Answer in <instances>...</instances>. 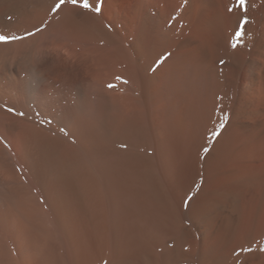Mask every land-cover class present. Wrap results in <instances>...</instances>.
Returning <instances> with one entry per match:
<instances>
[{
    "label": "bare ground",
    "instance_id": "bare-ground-1",
    "mask_svg": "<svg viewBox=\"0 0 264 264\" xmlns=\"http://www.w3.org/2000/svg\"><path fill=\"white\" fill-rule=\"evenodd\" d=\"M54 3L0 0V264H264V0Z\"/></svg>",
    "mask_w": 264,
    "mask_h": 264
},
{
    "label": "snow or ice",
    "instance_id": "snow-or-ice-1",
    "mask_svg": "<svg viewBox=\"0 0 264 264\" xmlns=\"http://www.w3.org/2000/svg\"><path fill=\"white\" fill-rule=\"evenodd\" d=\"M102 3H103V0H96L95 6H93V4L90 3V0H55L54 5L51 7V13L52 14L57 13L65 5H72L73 7H79L81 9L92 11V12H95V13L99 14L101 12ZM245 3H246V0H238V6L240 7L241 10H245ZM228 11L231 12L232 9L229 8ZM42 30L43 29L41 27H37V28H35V31H27L23 35H20V34H17V33H0V44L7 45V44H11V43H13L15 41H20V40L26 39L27 37L35 35L37 32H40ZM242 35H243V32L237 30L235 32V36L233 37V39L236 40L239 37H241ZM232 47L235 48L236 44L233 43ZM170 55H171V53H167V54H163V55L159 56L154 61L155 66L158 67L166 59H168V57ZM221 63H223V61H221ZM152 70L155 71V67ZM117 79H120V77H117ZM108 87L112 88V87H114V85L109 84ZM6 110L8 112H14V109H12V108H7ZM17 114L21 115V116L24 115V113H22V112L21 113H17ZM48 122L51 123V121H48ZM220 127L222 128L223 124H221ZM60 130L62 132L65 131L64 128H61ZM210 135L214 139L216 136L219 135V132L214 130L213 132L210 133ZM203 151L207 152V151H209V149L208 148H204ZM191 199H192V197L188 196V198L184 201L185 207H187V205L189 204ZM241 250L242 251H246V252L247 251H251L250 248H242ZM260 250L264 251V247H262Z\"/></svg>",
    "mask_w": 264,
    "mask_h": 264
}]
</instances>
